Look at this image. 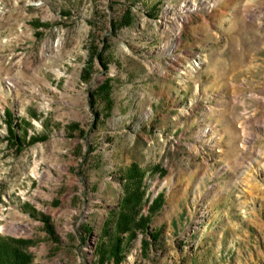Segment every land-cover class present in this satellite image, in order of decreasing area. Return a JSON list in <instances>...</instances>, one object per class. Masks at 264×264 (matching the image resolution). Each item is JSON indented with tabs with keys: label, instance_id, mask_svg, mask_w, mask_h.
Wrapping results in <instances>:
<instances>
[{
	"label": "rangeland",
	"instance_id": "1",
	"mask_svg": "<svg viewBox=\"0 0 264 264\" xmlns=\"http://www.w3.org/2000/svg\"><path fill=\"white\" fill-rule=\"evenodd\" d=\"M133 168L119 264H264V0H0V238L114 264Z\"/></svg>",
	"mask_w": 264,
	"mask_h": 264
},
{
	"label": "trees",
	"instance_id": "2",
	"mask_svg": "<svg viewBox=\"0 0 264 264\" xmlns=\"http://www.w3.org/2000/svg\"><path fill=\"white\" fill-rule=\"evenodd\" d=\"M98 59L100 58L98 57ZM103 68L105 69V67ZM6 120L8 125V132L14 140L15 144L20 148L21 146H23V141L18 138L13 132L11 127L12 123L10 120V115H8L7 113ZM32 140L41 141L43 139L37 140L35 137V139L33 138ZM141 179V175H139V172L134 168L127 175L125 187L130 190V193L125 195V197L121 200L119 211L117 214H115L117 217H119V219L113 226V231L115 234H112L111 236V246L108 250L105 251H103L102 248L99 249L100 256L102 258H104V256L106 258L110 257L114 264H119L122 259V254L124 252L122 236L127 232L128 236L132 235L130 227L132 221L135 220H133L134 217H132V212L139 209L143 199V192L139 191ZM46 222L47 221H45V223ZM141 224L144 225V223ZM134 226H140L139 222L135 223ZM147 234L151 239H153L154 242H156V239L159 236L156 230H150L149 228H147ZM11 244V241L0 238V264H30L29 256L22 249L17 248Z\"/></svg>",
	"mask_w": 264,
	"mask_h": 264
}]
</instances>
